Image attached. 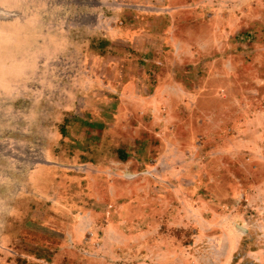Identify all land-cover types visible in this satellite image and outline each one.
I'll return each mask as SVG.
<instances>
[{
    "label": "rangeland",
    "instance_id": "1",
    "mask_svg": "<svg viewBox=\"0 0 264 264\" xmlns=\"http://www.w3.org/2000/svg\"><path fill=\"white\" fill-rule=\"evenodd\" d=\"M0 264H264V0H0Z\"/></svg>",
    "mask_w": 264,
    "mask_h": 264
},
{
    "label": "crops",
    "instance_id": "2",
    "mask_svg": "<svg viewBox=\"0 0 264 264\" xmlns=\"http://www.w3.org/2000/svg\"><path fill=\"white\" fill-rule=\"evenodd\" d=\"M160 17H161V16H160ZM162 17H164V18H163V19H162V18L160 19V20H161V26H160V27H161V30L164 31V29H163V28H164V25H165L166 23H168L167 20H168L171 16H170L169 14H167V15L163 14ZM165 18H166V19H165ZM163 20H165V21H164V25H162ZM168 29H170V28H168Z\"/></svg>",
    "mask_w": 264,
    "mask_h": 264
},
{
    "label": "trees",
    "instance_id": "3",
    "mask_svg": "<svg viewBox=\"0 0 264 264\" xmlns=\"http://www.w3.org/2000/svg\"><path fill=\"white\" fill-rule=\"evenodd\" d=\"M161 18L163 19L164 17H160V19H161ZM165 19H166V18H165ZM183 234H186V235H187V233L182 232V231L176 233V235L179 236V237H181V238H182ZM36 239H38V238L36 237ZM184 244H187V242H184ZM262 263H263V262H262Z\"/></svg>",
    "mask_w": 264,
    "mask_h": 264
},
{
    "label": "water",
    "instance_id": "4",
    "mask_svg": "<svg viewBox=\"0 0 264 264\" xmlns=\"http://www.w3.org/2000/svg\"><path fill=\"white\" fill-rule=\"evenodd\" d=\"M237 228L242 230V231H244V232H246V230L243 227L237 226Z\"/></svg>",
    "mask_w": 264,
    "mask_h": 264
}]
</instances>
